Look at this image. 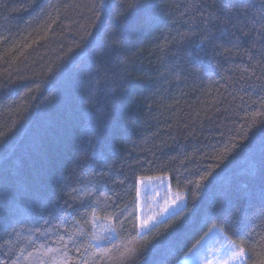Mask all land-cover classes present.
Wrapping results in <instances>:
<instances>
[{
  "label": "trees",
  "instance_id": "obj_1",
  "mask_svg": "<svg viewBox=\"0 0 264 264\" xmlns=\"http://www.w3.org/2000/svg\"><path fill=\"white\" fill-rule=\"evenodd\" d=\"M261 5L0 0V264H39L41 246L185 264L214 227L264 260ZM156 177L187 205L140 235Z\"/></svg>",
  "mask_w": 264,
  "mask_h": 264
},
{
  "label": "rangeland",
  "instance_id": "obj_2",
  "mask_svg": "<svg viewBox=\"0 0 264 264\" xmlns=\"http://www.w3.org/2000/svg\"><path fill=\"white\" fill-rule=\"evenodd\" d=\"M182 196V199L180 198ZM139 234H145L152 227L164 222L187 205L186 194L175 191L168 177L147 178L138 184ZM168 211L165 213L164 209ZM162 217V218H161ZM159 221L155 223L154 221ZM147 225L141 229V225ZM231 245H241L231 241L225 233L214 227L184 258L185 264H246L247 255L241 260H233L226 249Z\"/></svg>",
  "mask_w": 264,
  "mask_h": 264
},
{
  "label": "snow or ice",
  "instance_id": "obj_3",
  "mask_svg": "<svg viewBox=\"0 0 264 264\" xmlns=\"http://www.w3.org/2000/svg\"><path fill=\"white\" fill-rule=\"evenodd\" d=\"M227 7V5H226ZM241 9L243 10V6H241ZM260 19L264 21V5H261V17ZM261 31H264V22L261 24ZM182 199V196L180 197ZM168 211L167 208L164 209V212L166 213ZM162 218V217H161ZM99 218L93 215V222L98 220ZM109 220L111 218H108ZM155 223H159V221H154ZM93 226L95 227V223H93ZM147 225L142 224L141 229L145 228ZM109 233H114L115 229L112 227H106L105 229ZM15 231V229H14ZM16 235H19V232L16 231ZM61 240H63V237H60ZM106 239H111L110 236L108 237H96L95 238V243L100 244L103 243L104 240ZM38 251V256H39V264H68V261L66 259L67 254L64 253L65 258H58L57 253L60 252V249H51V248H46L44 246H41ZM21 252L23 253V249H21ZM226 254H230V258L235 260H241L243 257L247 255L245 249L243 247H240L238 245H231L228 249H226ZM29 257L32 256V253L28 254ZM19 259V257H17ZM259 264H264V260H261Z\"/></svg>",
  "mask_w": 264,
  "mask_h": 264
}]
</instances>
